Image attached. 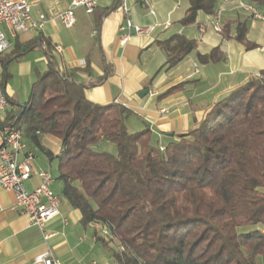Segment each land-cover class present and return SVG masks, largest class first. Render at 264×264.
<instances>
[{"label":"trees","instance_id":"trees-1","mask_svg":"<svg viewBox=\"0 0 264 264\" xmlns=\"http://www.w3.org/2000/svg\"><path fill=\"white\" fill-rule=\"evenodd\" d=\"M250 1L264 15V0ZM116 2L101 10L98 27L121 6ZM215 10L216 0H190L180 24L194 25L199 12ZM232 24L224 26L225 35ZM235 30L237 41L256 47L246 38L247 22ZM42 46L47 70L11 120L17 118L29 144L57 162L62 196L80 211L82 225L95 229L96 242L116 264H264V71L161 150L149 127L129 130L126 107L87 100L91 86L60 70L46 38L16 44L1 65L6 69L10 60ZM159 46L168 67L197 50L196 41L182 35ZM197 57L203 64L223 59L219 48ZM47 135L60 141L57 155L42 146ZM103 143L115 145L116 153L98 151Z\"/></svg>","mask_w":264,"mask_h":264},{"label":"crops","instance_id":"crops-1","mask_svg":"<svg viewBox=\"0 0 264 264\" xmlns=\"http://www.w3.org/2000/svg\"><path fill=\"white\" fill-rule=\"evenodd\" d=\"M24 1L31 5L33 17L46 15V25L38 34L22 33L14 37L7 33L11 48L3 58H9L16 44H27L39 36L46 38L54 47L53 55L60 70L91 86L86 90L87 100L100 105L116 103L126 107L138 118V122L134 121L135 128L149 127L154 140L162 145L177 140L179 135L196 127L214 111L216 103L264 71V15L250 0L241 1L254 8L262 18L240 8L237 0H216V13L199 12L196 23L191 26L180 24L190 8V0H126L127 15L120 6L98 27L101 10L117 5L116 0H101L95 13L87 14L82 8L76 9V22L71 28L65 27L59 17L69 9L72 0ZM220 10L221 30L217 31L214 18ZM127 18L141 27L155 26V32L151 36L132 34L123 43L119 27ZM230 22L234 24L225 35L223 28ZM238 22H247L246 38L255 48L247 49L235 39ZM95 30L98 34L94 36ZM174 35L196 41L197 50L176 66L168 67L167 56L159 43ZM217 48L223 55L221 61L203 64L198 60V54L206 55ZM47 67L43 46L20 59L10 60L6 69L0 67V84L10 99L6 114H0V129L27 103ZM5 73L8 77L2 80ZM15 76L23 80L18 87L12 82ZM104 77L102 84L92 86ZM174 87L178 90L164 95ZM145 90L148 94L141 97ZM1 141L0 135V144ZM41 143L55 155L60 151L61 143L53 136H44ZM28 145L36 156L35 150L40 148ZM34 164L37 169L50 172L54 180L52 189L62 201L60 216L47 224L44 233L32 226L29 217L16 207L15 194L0 187V264H33L34 258L46 250H51L61 264L95 261H86V255L78 251L88 240L92 247L101 243L95 240V229L84 227L80 211L62 196L63 185L57 180V162L44 154V158L41 161L35 159ZM53 165L57 169L55 175L51 172ZM39 184L40 180L34 176L25 185L28 191H33ZM87 229L94 230L91 238ZM45 234L50 236L48 240H45ZM113 264H116L114 260Z\"/></svg>","mask_w":264,"mask_h":264},{"label":"built area","instance_id":"built-area-1","mask_svg":"<svg viewBox=\"0 0 264 264\" xmlns=\"http://www.w3.org/2000/svg\"><path fill=\"white\" fill-rule=\"evenodd\" d=\"M100 1L72 0L69 9L59 17L62 24L67 28L73 27L76 22V9L82 8L87 14H92L99 7ZM116 1L121 3V9L127 15L129 10L126 0ZM220 1L228 2L230 0ZM237 3L240 8L252 11L256 18H262L251 6L245 5L241 0H237ZM221 11L214 18V27L217 31L221 30L219 26ZM46 22L45 14H39L36 18L33 17L31 5L27 1L0 0V59L11 48L7 33L14 37L22 33L38 34L44 30ZM155 29V26L141 27L135 25L128 18L119 27L123 43H126L132 34L151 36ZM93 34L95 36L98 32L95 30ZM9 106L10 99L0 84V114H6ZM16 122L17 118L10 120L0 129L2 140L0 144V187L15 194L16 207L29 217L32 226L45 233L47 224L60 216L62 201L52 189L54 180L50 172L35 167V153L30 150L22 127ZM160 149L164 150L162 144H160ZM34 176L40 180V184L35 190L28 191L25 184ZM101 235L107 238V230L103 229ZM49 238L50 236L45 234V240ZM117 250L123 252L125 249L121 246ZM33 264H61V262L51 250H46L34 258ZM81 264H98V262L90 261Z\"/></svg>","mask_w":264,"mask_h":264},{"label":"rangeland","instance_id":"rangeland-1","mask_svg":"<svg viewBox=\"0 0 264 264\" xmlns=\"http://www.w3.org/2000/svg\"><path fill=\"white\" fill-rule=\"evenodd\" d=\"M13 85L14 86H19V84L21 82H23L22 79H20V77L15 76V78H13L12 80ZM23 87V86H22ZM136 120V122H138V118L136 115H132L127 124H128V128L131 132H135L138 131V128H135L134 126V121ZM98 151H104V152H110V153H116V147L113 144L110 143H103L100 144L97 148ZM36 160L39 159V161H41L42 158H44V154L40 149H36ZM52 175H55L57 173V169L56 166L53 165L52 166ZM242 230L247 231L249 230L248 228H243ZM86 233L88 234L89 238L92 237L94 230L93 229H87ZM86 246H82V248H80L78 251L81 252L82 254H85L87 257L86 261H90V260H95L97 261L99 264H113V258L112 255L110 253H108L104 247L101 244H94L93 247L90 243V241L88 240V243L85 242ZM115 243H112L113 246Z\"/></svg>","mask_w":264,"mask_h":264},{"label":"water","instance_id":"water-1","mask_svg":"<svg viewBox=\"0 0 264 264\" xmlns=\"http://www.w3.org/2000/svg\"><path fill=\"white\" fill-rule=\"evenodd\" d=\"M147 94H148V91L145 90L144 92H142V93L140 94V96H141V97H144V96H146ZM21 109L24 110V109H25V105H22V106H21Z\"/></svg>","mask_w":264,"mask_h":264}]
</instances>
